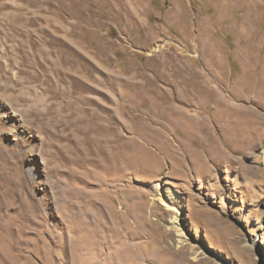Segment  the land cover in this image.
I'll use <instances>...</instances> for the list:
<instances>
[{
    "label": "rangeland",
    "instance_id": "obj_1",
    "mask_svg": "<svg viewBox=\"0 0 264 264\" xmlns=\"http://www.w3.org/2000/svg\"><path fill=\"white\" fill-rule=\"evenodd\" d=\"M262 78L264 0H0V264H264Z\"/></svg>",
    "mask_w": 264,
    "mask_h": 264
},
{
    "label": "bare ground",
    "instance_id": "obj_2",
    "mask_svg": "<svg viewBox=\"0 0 264 264\" xmlns=\"http://www.w3.org/2000/svg\"><path fill=\"white\" fill-rule=\"evenodd\" d=\"M260 78V77H259ZM254 81V80H253ZM262 81H264L263 80V78H262ZM261 81V82H262ZM252 83V82H251ZM256 83V82H255ZM260 83V82H259ZM250 84H248V86H249ZM252 85V87H253V84H251ZM251 87V88H252ZM258 87V86H257ZM248 90H250V89H248ZM253 90V89H252ZM252 92V91H251ZM255 93V92H254ZM256 94L257 95H260V96H262L263 94H264V91L263 90H260V91H258V92H256ZM236 109V108H235ZM238 109V108H237ZM237 111V110H236ZM231 112V111H230ZM234 112V111H233ZM230 115V114H229ZM157 137V136H156ZM177 236H180L179 234L177 235ZM169 244V243H168ZM184 244H186V241H185V239H183V238H180V240H178L177 241V243H176V247L177 248H181V247H183V245ZM170 246H172L171 244H169ZM168 246V245H167ZM199 250V249H198ZM195 247H190V253H191V255H192V260L194 261V262H200L199 261V255L201 254V252L200 251H198ZM202 261H203V259H202ZM209 261V260H208ZM185 262V261H184ZM194 264V263H193ZM206 264H208V263H206Z\"/></svg>",
    "mask_w": 264,
    "mask_h": 264
}]
</instances>
